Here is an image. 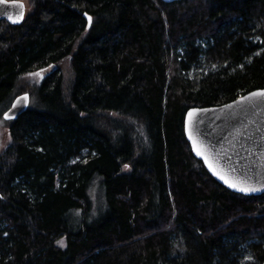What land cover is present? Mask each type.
I'll use <instances>...</instances> for the list:
<instances>
[{
	"label": "trees",
	"instance_id": "obj_1",
	"mask_svg": "<svg viewBox=\"0 0 264 264\" xmlns=\"http://www.w3.org/2000/svg\"><path fill=\"white\" fill-rule=\"evenodd\" d=\"M18 1L0 112L31 104L4 118L0 264H262L264 193L218 182L184 119L264 88V0Z\"/></svg>",
	"mask_w": 264,
	"mask_h": 264
},
{
	"label": "water",
	"instance_id": "obj_2",
	"mask_svg": "<svg viewBox=\"0 0 264 264\" xmlns=\"http://www.w3.org/2000/svg\"><path fill=\"white\" fill-rule=\"evenodd\" d=\"M25 13L24 2L0 0V21L6 19L18 23ZM262 93L264 88H256L226 103L192 106L187 110L184 119L185 136L194 156L203 162L218 182L234 192L245 195L264 193ZM24 97L27 99H23ZM30 104L29 92L17 95L4 112L9 114L10 118L7 120L17 118ZM232 184L237 187H232ZM241 188L250 190L241 191Z\"/></svg>",
	"mask_w": 264,
	"mask_h": 264
},
{
	"label": "rangeland",
	"instance_id": "obj_3",
	"mask_svg": "<svg viewBox=\"0 0 264 264\" xmlns=\"http://www.w3.org/2000/svg\"><path fill=\"white\" fill-rule=\"evenodd\" d=\"M38 76H29L27 81L28 82H32L34 81ZM5 109L2 110V112H0V153L3 150V148L6 146V144L9 141V134H8V130H7V121L4 119V117L2 116L3 111ZM97 190H95L96 192Z\"/></svg>",
	"mask_w": 264,
	"mask_h": 264
},
{
	"label": "snow or ice",
	"instance_id": "obj_4",
	"mask_svg": "<svg viewBox=\"0 0 264 264\" xmlns=\"http://www.w3.org/2000/svg\"><path fill=\"white\" fill-rule=\"evenodd\" d=\"M85 15L87 16V13H85ZM91 20H92V18L91 17H88V21H89V26L91 25ZM30 75H37V74H30ZM262 94H264V93H262ZM23 99H27V97H24ZM16 105H13V107H15ZM4 118L5 119H9L10 117H9V114L8 113H5L4 114ZM232 187H237V185H235V184H232L231 185ZM250 189H247V188H241V191H249ZM58 243H61V245L63 246V242L62 241H58ZM249 259H251L250 257H249Z\"/></svg>",
	"mask_w": 264,
	"mask_h": 264
}]
</instances>
